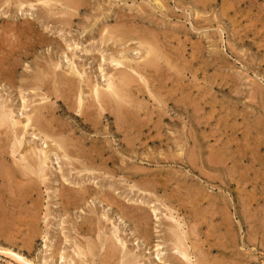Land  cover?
Masks as SVG:
<instances>
[{"label":"rangeland","instance_id":"rangeland-1","mask_svg":"<svg viewBox=\"0 0 264 264\" xmlns=\"http://www.w3.org/2000/svg\"><path fill=\"white\" fill-rule=\"evenodd\" d=\"M70 2L0 0V150L27 175L0 177V264H178L177 235L182 264H264V0ZM122 71L121 114L89 106Z\"/></svg>","mask_w":264,"mask_h":264},{"label":"bare ground","instance_id":"bare-ground-1","mask_svg":"<svg viewBox=\"0 0 264 264\" xmlns=\"http://www.w3.org/2000/svg\"><path fill=\"white\" fill-rule=\"evenodd\" d=\"M40 1V0H39ZM69 1V0H68ZM77 1L78 0H71V4H69V6L70 5H72V6H79L78 4H77ZM38 2V1H37ZM47 2H49V1H47ZM38 3H40V2H38ZM67 3V2H66ZM48 5V4H47ZM74 7V8H75ZM73 8V9H74ZM8 30V29H7ZM11 31H12V29H11ZM104 34V33H103ZM124 35V34H123ZM130 36V35H129ZM119 40V39H118ZM146 42V41H145ZM155 44V43H154ZM148 46V45H147ZM146 49V48H145ZM144 49V50H145ZM147 49H150L149 50V52L151 53V58H154L153 60H151L152 61V64H154V61H155V59L157 60V59H160L159 58V56H160V54H161V52L158 50V47L156 46V45H153L152 44V46H151V48H147ZM7 53H9V52H7ZM10 56V54H6V56ZM5 56V57H6ZM7 56V57H8ZM122 56V55H121ZM123 57V56H122ZM145 57V56H144ZM147 58H149V56L147 57ZM115 59V58H114ZM146 59V58H145ZM164 59V58H163ZM4 60H6V59H4ZM4 60H1L0 61V80H2V79H8L11 75V73H12V71L11 70H9V69H6V68H4L5 67V65H6V63H7V61H10V59H7V61H4ZM144 61V60H143ZM12 62V61H11ZM115 62H117V65H118V67H119V65H121L122 63H121V61H115ZM148 62V61H147ZM150 62V61H149ZM158 62H162L161 60L160 61H158ZM138 64V63H137ZM151 64V63H150ZM149 63H148V65H150ZM159 64V63H158ZM7 65H9V64H7ZM15 65V64H14ZM142 65V63L140 64V66ZM147 64H145V66H146ZM136 66V65H135ZM139 66V65H138ZM131 67V66H130ZM149 68V67H148ZM155 68V67H154ZM65 79H64V81L62 82V84L63 85H66L67 87H68V89L70 90V91H79L78 89L76 90V87H75V82H74V80H72L71 78H69V77H64ZM111 80V79H110ZM41 81V80H40ZM135 82H137V80L135 79V78H133L132 76H131V74L130 73H128V72H125V71H122L121 72V74H120V83L119 84H121L119 87H118V85H115V83H110V84H108V85H106V86H108V89L106 90V91H98L97 89H95L94 87L95 86H91L90 87V93H89V95H88V97H90V99L92 100V101H89V102H91L90 104H89V106H91V104H93L92 106H96V105H100V106H102L104 103L105 104H111V102H114L115 103V105H116V107L115 108H117V112L119 113V114H121L120 112H122V109H121V107L122 108H124L121 104L122 103H124V99H125V96H127V94H125V92H124V88H129V87H131L132 85H134L133 83H135ZM139 82V81H138ZM88 84V83H87ZM118 84V83H117ZM90 85V84H89ZM102 89H104V88H102ZM68 90V91H69ZM105 90V89H104ZM89 91V90H88ZM129 92H130V89L128 90ZM69 93V92H68ZM75 93V92H74ZM72 94V93H71ZM82 93H79L78 94V92H77V94H76V98H77V108H78V113H80V115H83V117L85 118V121H87V122H93L92 120H91V118L89 117V116H87L88 114H86V112L84 113V111H83V108H84V105H85V101H84V99H83V94L81 95ZM129 96V95H128ZM72 97V96H71ZM86 98L87 100L89 99V98ZM131 99V98H130ZM129 99V100H130ZM126 102H127V100H126ZM131 102V101H130ZM87 103V102H86ZM129 103V102H128ZM113 104V103H112ZM114 105V104H113ZM124 105H125V103H124ZM129 105H130V103H129ZM112 106V105H111ZM111 106H110V108H111ZM106 107V106H105ZM87 108V107H86ZM115 108H111V109H113L114 111H115V113H117L116 112V109ZM127 108H129V107H127ZM102 109V108H101ZM109 109V108H108ZM104 111H106V112H108L107 111V109L105 108L104 109ZM110 111V110H109ZM113 111V112H114ZM111 112V111H110ZM125 112V111H124ZM138 112V111H137ZM88 113V112H87ZM128 113V112H127ZM127 113L125 114V116H127ZM49 114H51V113H49ZM91 114V113H90ZM89 114V115H90ZM118 114V115H119ZM7 115V114H6ZM5 115V113H4V115H3V113H1L0 112V128H2V127H7V126H9L8 125V115L6 116ZM35 115V114H34ZM33 115V116H34ZM115 115V114H114ZM38 116H40V114L38 115ZM38 116L37 117H32V116H28V119H27V123L24 125V127H27L28 125H33V128L35 129H37V130H39V131H43V132H45L46 134H47V132H49V124L48 125H46V122H44V121H40L39 119H38ZM117 116V115H116ZM100 117L102 118V117H104V113H102V112H100ZM131 116H128V119L130 118ZM137 117V116H136ZM40 118H41V116H40ZM99 118V117H98ZM98 118H96V120H98ZM119 118H120V116H119ZM133 118V117H132ZM42 119H43V117H42ZM41 119V120H42ZM100 119V118H99ZM44 120H47V119H44ZM121 120V119H120ZM130 120V119H129ZM128 120V121H129ZM135 120H136V118H135ZM100 121V120H99ZM98 121V122H99ZM138 121V120H137ZM136 121V122H137ZM118 122V121H117ZM15 124H17V123H19V122H14ZM15 124H13V125H15ZM140 124V123H139ZM93 125V124H92ZM98 125V124H97ZM135 125V124H134ZM17 126V125H16ZM29 126V127H30ZM52 126V125H51ZM117 126H119V125H117ZM140 126V125H139ZM138 125H137V127H139ZM23 127V128H24ZM141 127V126H140ZM125 128V127H124ZM132 128V127H131ZM8 129V128H7ZM25 129V128H24ZM52 130H54V129H52ZM25 131H27V129L25 130ZM51 131V130H50ZM141 131V130H140ZM11 132V131H10ZM13 132V131H12ZM15 133V132H14ZM41 133V132H40ZM45 134V135H46ZM50 134H51V132H50ZM15 135V134H14ZM47 136V135H46ZM19 137V136H18ZM25 137V136H24ZM46 138H49V136H47ZM17 142V141H16ZM60 142V141H59ZM20 143V142H19ZM61 143V142H60ZM59 143V144H60ZM21 144V143H20ZM20 144H18V145H20ZM55 144H57V143H55ZM214 147V146H213ZM17 148H19V146L17 147ZM58 148H59V150L60 151H62L63 152V155H64V157H67L68 158V156H67V149L65 148V146H64V144L62 143V144H60L59 146H58ZM213 149V148H212ZM216 149V148H215ZM17 150V149H16ZM48 150H49V146L47 145L46 147H43V145H42V148L41 149H39V150H33V155H35V153H34V151H36L37 152V155H35L36 157H35V159H39V158H42V156H44L43 158H44V161L43 162H45L46 160H48L49 159V155H48ZM214 150V149H213ZM219 150H220V148H219ZM221 150L223 151V149L221 148ZM202 152V151H201ZM210 153H212L211 151H209ZM216 153V152H215ZM242 154V153H241ZM213 155V154H212ZM225 155H227L226 154V152H224L223 151V153H218L217 155H213V156H210L209 157V159L207 158L206 160H208V163L207 164H211V167L212 166H214L215 167V165H217L218 166V168L220 167V165H222V164H224L225 165V162L227 161V158H226V156ZM5 156H7L6 155V153L5 152H1V150H0V177L3 179V181H6V182H8V183H10V184H19V182L20 181H22L23 180V178L25 177V176H27L26 174H23V172H19L18 170H16L12 165H9L8 163H7V161L5 160ZM191 156V155H190ZM249 156V155H248ZM193 157V156H192ZM28 159H29V157H27ZM32 158V157H31ZM191 158V157H190ZM25 161V160H24ZM47 162V161H46ZM29 164V163H28ZM35 164V163H34ZM194 164V163H193ZM32 167V166H31ZM34 167V166H33ZM39 167V166H38ZM84 168V167H83ZM29 169V168H28ZM32 169V168H31ZM38 169V168H37ZM26 170V169H25ZM24 170V171H25ZM38 172V171H37ZM28 173H29V171H28ZM31 173H33V171L31 172ZM35 173V172H34ZM29 176L31 175V174H28ZM33 175H35V174H33ZM43 175V174H42ZM28 176V177H29ZM27 177V178H28ZM32 177V176H31ZM30 177V178H31ZM29 178V179H30ZM42 178V177H41ZM45 178V177H44ZM44 178H42V179H44ZM25 180V179H24ZM26 183V182H25ZM215 183V182H214ZM223 183V182H222ZM24 184V183H23ZM26 186V185H25ZM23 187H24V185H23ZM12 189V188H11ZM13 190V189H12ZM86 191V190H85ZM14 192V191H13ZM11 193V192H10ZM87 194V192H83L82 194H78L81 198H84V196ZM67 198V197H66ZM228 218V217H227ZM141 219V218H140ZM140 219H138V218H136V220H140ZM178 236V238H175V240L177 241V243H175L176 244V246H175V248H174V251H175V254H177V256H176V258H175V260H177V263L178 264H182L184 261H187L188 260V256H187V254H186V251L185 250H181V248L183 247V244H181V238H180V236L179 235H177ZM114 249V248H113ZM112 252H114V251H112ZM190 257V256H189Z\"/></svg>","mask_w":264,"mask_h":264}]
</instances>
